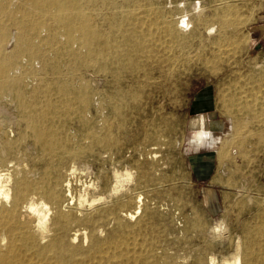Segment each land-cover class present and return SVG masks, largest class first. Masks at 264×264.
I'll use <instances>...</instances> for the list:
<instances>
[{"label":"bare ground","instance_id":"1","mask_svg":"<svg viewBox=\"0 0 264 264\" xmlns=\"http://www.w3.org/2000/svg\"><path fill=\"white\" fill-rule=\"evenodd\" d=\"M95 2L0 0V104L15 109L0 114V264H171L183 260L166 246L178 236L192 242L190 264H217L223 244L233 246L224 264L262 263L264 209L241 233L223 220L203 227L194 213L174 216L170 206L161 209V190L146 184L152 177L150 163L137 157L141 143L133 141L136 154L126 156L112 129L130 122L143 98L165 93L154 72L164 83L182 80L190 67L213 72L220 50L190 58L185 44L198 30L187 33V15L169 18L149 1L142 12L123 9L130 0H121L103 27ZM228 10L200 21L214 44L232 42L216 23L233 25ZM81 69L108 76L104 96L115 123L89 119L99 90ZM156 124L169 127L168 117ZM217 140L208 129L191 138L194 146ZM166 144L150 143L147 153Z\"/></svg>","mask_w":264,"mask_h":264},{"label":"rangeland","instance_id":"2","mask_svg":"<svg viewBox=\"0 0 264 264\" xmlns=\"http://www.w3.org/2000/svg\"><path fill=\"white\" fill-rule=\"evenodd\" d=\"M147 1L158 10L162 9L169 18L190 17L187 33L198 30L197 35L185 44L190 58L208 55L210 49L215 48L220 50L221 61L213 72L190 67L185 78L178 81L173 78L164 83L154 72L152 81L163 83L165 93L154 92L152 100L143 98L136 116L132 115L130 122L121 128H112L113 133L123 142L122 152L126 156L135 152L133 141L141 143L139 150L143 154H137V157L150 163L152 180L146 184L161 190V209L170 206L171 212L176 213L174 216L178 215L177 211L191 216L194 213L203 227L223 220L231 233H241L247 224L250 228L255 226L258 211L264 209V198L259 194L260 160L264 156V52L261 31L257 28L249 34L250 26H258L264 20V0H130L123 9L135 7L142 12L149 4ZM103 3L97 0L93 12L99 16L98 24L105 27L107 16L120 11L121 0ZM227 9L234 26L221 24V20L216 23L221 36H232V42L222 40L214 44L217 37L207 36L200 21L215 11ZM11 42L12 39L7 49ZM62 69L66 70V65ZM78 72L99 90L95 95V106L88 111L89 119L97 127L104 121L114 122L108 99L104 96L108 76L94 73L92 69ZM9 103L3 100L0 104L2 116L14 114V106ZM159 116L168 117L169 127L156 124ZM215 126H222L220 132L213 133ZM203 129L211 130L217 136L215 146L192 144L191 138ZM148 133L156 139L148 142ZM157 142L167 144L155 153H147L146 148L152 147L149 144ZM106 155L103 153L104 157ZM111 162L116 161L111 159ZM109 165L108 161L105 166ZM169 239L166 242L169 251L183 258L171 264H190L192 242H186L180 236ZM232 249V244L216 247L213 256L217 264L226 263L225 258L230 257ZM254 264H264V258L262 263L256 261Z\"/></svg>","mask_w":264,"mask_h":264},{"label":"crops","instance_id":"3","mask_svg":"<svg viewBox=\"0 0 264 264\" xmlns=\"http://www.w3.org/2000/svg\"><path fill=\"white\" fill-rule=\"evenodd\" d=\"M257 28L259 29V31H261L260 41H261V44H262L261 48H262V50L264 52V20H261L258 26H250L249 34H251L250 32H252L253 29H257ZM217 121H218L219 124L221 123L220 119L217 120ZM221 128H222V126H217V127L215 126V129H213V133L220 132ZM260 161H261L260 162L261 166H260V172H259V179H260V188L261 189L259 191V194H261L262 197L264 198V156L261 157Z\"/></svg>","mask_w":264,"mask_h":264}]
</instances>
